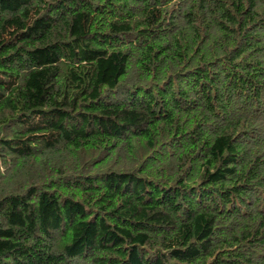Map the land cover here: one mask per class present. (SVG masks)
I'll list each match as a JSON object with an SVG mask.
<instances>
[{
	"label": "trees",
	"instance_id": "1",
	"mask_svg": "<svg viewBox=\"0 0 264 264\" xmlns=\"http://www.w3.org/2000/svg\"><path fill=\"white\" fill-rule=\"evenodd\" d=\"M0 264H264V0H0Z\"/></svg>",
	"mask_w": 264,
	"mask_h": 264
}]
</instances>
